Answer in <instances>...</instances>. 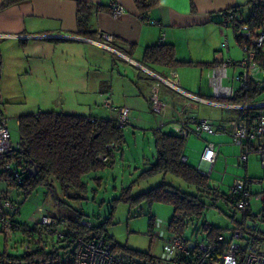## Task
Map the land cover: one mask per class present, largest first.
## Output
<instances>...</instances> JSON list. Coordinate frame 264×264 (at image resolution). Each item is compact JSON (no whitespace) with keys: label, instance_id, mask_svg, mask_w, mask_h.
Masks as SVG:
<instances>
[{"label":"crops","instance_id":"0c3cea01","mask_svg":"<svg viewBox=\"0 0 264 264\" xmlns=\"http://www.w3.org/2000/svg\"><path fill=\"white\" fill-rule=\"evenodd\" d=\"M248 1L159 0L155 8L147 11L146 18L133 0H28L0 9V114L7 119L14 117L17 122L23 114L51 110L116 119L117 109L127 107L130 123L140 124L147 121L144 107L151 110V88L159 83V96L167 110L159 118L160 127L153 131L171 128L169 132H173L191 115L214 124L234 118L236 109L212 104L230 98L215 97L210 78L215 60H238L243 56L234 29L221 24V14L241 6L243 12L238 16L244 18ZM78 2L104 7L90 17V28L96 32L93 39L76 35ZM112 3L123 7L118 16L109 11ZM99 33L114 38L109 45L115 51L97 43ZM154 44L172 45L176 59L187 63L144 65V50ZM239 71L227 66L221 85L236 92L239 88L231 77ZM171 73L176 74L181 89L197 98L161 84L154 75L165 78ZM105 98L110 100V106L103 104ZM213 109L223 111L214 114ZM192 135L185 138L184 155L188 164L195 167L198 162V170L209 167L201 159L207 142L218 147L211 171L223 143L229 142L232 150L236 147L227 132L195 135L202 141L191 140ZM188 146L198 151L188 150ZM236 158L235 164L241 166L238 155ZM153 160L142 157L146 167Z\"/></svg>","mask_w":264,"mask_h":264},{"label":"trees","instance_id":"16d2710c","mask_svg":"<svg viewBox=\"0 0 264 264\" xmlns=\"http://www.w3.org/2000/svg\"><path fill=\"white\" fill-rule=\"evenodd\" d=\"M26 1L28 0H2L0 9ZM133 2L140 14L146 18L147 11L155 8L159 0H133ZM247 8V14L244 18L238 16L243 12L241 6L227 10L237 14L236 17L241 23L247 24L253 32H256L264 27V0H249ZM100 9H104V7L78 2L76 35L95 38L96 32L90 28V17L94 11ZM109 11H111L110 8ZM97 39L101 40L100 37ZM236 39L239 40L237 34ZM256 58L264 64V53L258 51ZM142 63L144 65L176 66L187 62L176 59L172 45L154 44L145 48ZM262 93L264 90H257L255 84L251 83L248 88L238 89L232 98L217 101L233 104L252 102L257 100ZM256 114V110H251L249 119L254 118ZM17 125L20 148L8 153L0 165L9 163L15 171L19 172L22 176V182L16 186V190L18 193L23 192L25 197L38 186H53L54 182H57L63 195L73 199L82 198L87 191V182L84 181V177L112 167L115 161V153L122 151V145L125 141L123 128L117 126L116 119H100L51 110L23 114L19 116ZM111 142L117 143L119 149L106 151V145ZM153 142L155 158L141 171L138 179H147L155 175H160L164 179L167 174H171L183 180L190 188L194 187L195 191H180L164 180L135 196L131 195V186L123 187L119 195L112 199L113 204L110 207L109 216L113 214L115 204L118 201H127L131 206L142 201L169 203L173 206V211L167 227L173 234L182 236L187 226V219H197L203 214L206 207L203 198L211 199L213 204L219 199L225 203H233V200L227 198L225 193L209 183V176L202 174L196 167L187 162L181 161V157L184 155L185 138L174 131L158 129L153 131ZM102 153L108 155L106 162L98 159ZM0 177L6 186L13 187L15 185L12 177L7 175L3 168H0ZM95 179L100 181L101 178L96 177ZM70 190H73V195L69 194ZM1 191L4 190L1 189ZM109 216L104 223L108 221ZM64 219L66 230L63 239L55 242L52 236L45 235L42 238L41 248L23 253L21 256L11 255L4 250L0 252V264H15L16 260L32 259L36 255L52 261L58 258L57 245L61 242L64 243L62 247L66 251L64 259L60 260L58 264H73V239L77 234L85 238L103 235L114 241L105 233L104 223L93 224L90 220L83 218L81 213ZM84 220L91 222L90 229L81 224ZM154 221L155 219L150 215L148 230L150 234ZM201 229L204 236L210 238L222 231L221 228L206 222H202ZM114 243L120 249L153 260L149 251H133L120 247L115 241Z\"/></svg>","mask_w":264,"mask_h":264},{"label":"built area","instance_id":"2783aa9c","mask_svg":"<svg viewBox=\"0 0 264 264\" xmlns=\"http://www.w3.org/2000/svg\"><path fill=\"white\" fill-rule=\"evenodd\" d=\"M122 12L123 7L120 4L112 3L110 13L113 16H118ZM236 15L230 10L222 12L221 24L231 26L235 34L239 36L237 41L243 56L238 60H215L210 83L213 86V95L217 98H231L235 94L230 86L221 85L222 77H226L227 66L240 69L231 77L237 83V88L245 89L253 83L257 90H264V64L256 58L258 51L264 53V27L253 32L247 24L241 23ZM113 41L114 38L110 34L101 33V40H97V43L115 51L109 45ZM154 75L161 84L187 96L197 98L180 88L175 73H171L169 77L165 78ZM158 85L160 84L152 86L150 94L151 110L155 113H161L166 109V104L160 99ZM103 104L110 106V100L105 98ZM212 104L236 109L238 113L234 118L218 124L191 115L187 120H182L180 125L175 126L173 131L183 138L190 134L201 137L204 133L213 135L218 132H227L230 134L232 142L239 147V165L246 167L249 154L256 153L264 167V98L239 104L219 102H212ZM251 110H256L257 114L250 120ZM129 122V109L127 107L118 108L117 126L123 128ZM19 148V143L16 148L12 146L8 119L0 114V163L8 153ZM105 148L108 152L116 151L119 149V145L111 142ZM217 154V145L214 142H207L201 159L206 161L209 167L208 170L199 169L202 174L209 176L211 165ZM98 159L106 162L108 160L107 153L100 154ZM181 161L186 162L185 155L181 157ZM0 168H3L5 173L12 177L15 185L10 188L16 189V186L22 182L19 172L15 171L9 163L1 164ZM0 180H2L1 177ZM257 183L259 181L253 178H235L228 193L225 194L227 198L233 200L232 205L243 216L239 225L230 230L228 238L221 231L212 238L204 236L201 240H193L184 235L177 236L167 227L165 232L159 230L155 234L151 233L152 236L161 238L163 245L160 254H151L153 260H148L131 251L118 248L114 241L103 235L85 238L77 234L73 239V264H264V231L257 228V222L264 221V188L253 191L252 186ZM19 194L20 196L24 195L23 192ZM251 200L259 204L258 210L252 209ZM19 213V203L10 199L9 191L4 192L0 189V233L4 237L5 243L8 244L11 237L19 238L23 253H27L41 248L42 238L45 235L52 236L55 242L64 238L66 230L64 218L51 217L41 213L34 222L28 223L17 219ZM81 224L87 229L91 227V222L88 220L82 221ZM159 226L160 222L155 220L153 229ZM256 233L260 234L262 241L257 240Z\"/></svg>","mask_w":264,"mask_h":264},{"label":"rangeland","instance_id":"374dc122","mask_svg":"<svg viewBox=\"0 0 264 264\" xmlns=\"http://www.w3.org/2000/svg\"><path fill=\"white\" fill-rule=\"evenodd\" d=\"M228 72L231 74L230 68ZM188 76L194 79V76ZM15 92L19 93V90ZM17 108L15 107V109ZM144 108L143 116L147 119L146 122L132 124L134 121L130 123V118L129 124L123 127L125 137L122 145L123 154L115 153V161L112 167L84 177V181L87 182V191L83 194L82 198L73 199L63 195L57 182H54L53 186H38L27 197L23 198L18 195L16 189L6 186L4 181L0 180V188L4 191H9L10 199L19 203L20 213L17 219L21 222L32 223L41 213L56 218L74 217L77 213H81L83 218L90 220L93 224H101L109 216L110 207L113 204L112 199L119 195L123 187L131 186V195L135 196L160 184L164 180L180 191L194 192V187L190 188L183 180L171 174H167L164 179L160 175L147 179H138L141 171L146 168L142 162V157L150 160L155 158L153 129L160 127L158 124L159 118L166 112L155 113L147 106ZM221 111L223 110L213 109L214 114ZM213 119L217 121L218 118ZM8 127L12 146L16 148L19 143L16 118H8ZM170 130L171 128L163 131ZM191 140L202 141L195 135L191 136ZM228 143H223L219 149L217 163L212 167L213 170L209 176V183L219 188L225 194L228 193L229 187L235 178L260 179L261 182L253 184L252 189L253 191H259L264 188V167L261 165L259 156L257 157L256 153H251L247 160L246 168L237 166L235 163L238 154L235 149H238V146L235 145V149L232 150V146ZM188 150L198 151L193 146L192 148L188 146ZM195 167H198V162L195 164ZM223 173L224 175L222 176ZM96 177L101 178L100 181H97ZM69 194L73 195V190H70ZM203 200L206 203L203 214L197 219H187L184 236L190 237L193 240H201L204 237L201 224L202 222H206L209 225L221 228L228 238L230 230L238 226L243 220L241 212L232 204L225 203L222 199L217 200L214 204L209 198L205 197ZM251 206L255 211L259 208V204L254 200H251ZM172 211L173 206L169 203H147L146 201H142L131 206L127 201H118L115 204L113 214L103 224L105 233L122 248L139 252L149 251L151 254L159 255L163 240L155 235L152 236L148 231L149 216H153L156 221L160 222L158 228L152 229V234H155L159 230L165 232ZM257 228L260 231H264V221L257 222ZM256 238L258 241H262L258 233H256ZM4 240V237L0 233V252L6 250L9 254L16 256L23 254L19 238L11 237L8 244ZM63 244L61 242L57 245L58 258L52 261L45 259L43 256L36 255L32 259H19L14 263L58 264L65 257L66 249L62 247Z\"/></svg>","mask_w":264,"mask_h":264}]
</instances>
